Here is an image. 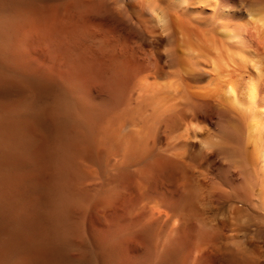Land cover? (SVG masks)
Returning <instances> with one entry per match:
<instances>
[{"label": "bare ground", "instance_id": "1", "mask_svg": "<svg viewBox=\"0 0 264 264\" xmlns=\"http://www.w3.org/2000/svg\"><path fill=\"white\" fill-rule=\"evenodd\" d=\"M251 1L0 0V264L256 263L236 211L218 212L264 199ZM179 34L182 84L158 82L171 54L152 67L146 36L160 49ZM215 110L220 136L200 125ZM215 147L247 167L245 191L221 167L199 176Z\"/></svg>", "mask_w": 264, "mask_h": 264}, {"label": "rangeland", "instance_id": "2", "mask_svg": "<svg viewBox=\"0 0 264 264\" xmlns=\"http://www.w3.org/2000/svg\"><path fill=\"white\" fill-rule=\"evenodd\" d=\"M253 1V0H252ZM251 1V2H252ZM257 0H254V3L256 2ZM259 1V2H258ZM256 3H255V7H258V6H260V5H264V0H258ZM263 3V4H260V3ZM252 4H253V2H252ZM259 4V5H258ZM258 5V6H257ZM252 6H254V4L252 5ZM208 10H210V8H208ZM252 32H251V34H253L254 33V31L255 30H251ZM256 32V31H255ZM247 32H244V34H243V37H244V39L247 41V43L249 44V43H251V42H253V41H251L250 39H248L247 37V35H245ZM248 34L249 35H251L250 34V32H248ZM256 35H254V36H256L257 37V34H258V36H260V34H259V32L258 33H255ZM181 38H180V37ZM246 36V37H245ZM179 37V38H178ZM177 40V41H176ZM182 40V36L179 34L177 37H176V39L174 40V41H170L169 43H167L166 45H164V46H162V48L160 47V49H157V48H155L153 45H152V43H151V40L150 39H148V37L146 36V56H148L149 57V60L150 59H152V61L150 60V63H151V66L153 67L156 63H157V61L159 62L160 61V56L161 55H170L171 54V52L173 51V49L175 48V46H176V44L177 45H180V41ZM244 40V41H245ZM249 40H250V42H249ZM261 41H262V39H260ZM174 42V43H173ZM173 45V46H172ZM175 45V46H174ZM165 48V49H164ZM169 50V51H168ZM168 51V52H167ZM150 52V53H149ZM154 54V55H153ZM182 54H184V53H182V50L180 51L179 50V55H181V56H183L184 57V55H186V54H184V55H182ZM153 55V56H152ZM203 57H205V56H203ZM171 59V60H170ZM153 61H156V62H153ZM164 62H166V63H164ZM164 65V66H163ZM161 66H163L164 67V72L166 73H164V75L162 76V78L161 79H157V81L158 82H161V83H164L163 81H170V79H171V77L170 76H172V79H171V81L172 82H181L180 80L178 81L177 79L175 80V76L176 75H174V74H177V72L179 73V66H178V63H177V61H176V59H175V56H173L172 54L167 58V59H165L164 61H163V63H161ZM166 66V67H165ZM177 67H178V69H177ZM176 69V71L177 72H175L174 71V69ZM172 71H171V70ZM170 70V71H169ZM170 72H175L174 74L173 73H170ZM169 74H171L169 77H170V79H169V77H167ZM173 74V75H172ZM149 75H150V77H149ZM177 75H179V74H177ZM149 77V78H148ZM163 77L165 78V79H167V80H163ZM167 77V78H166ZM177 77H179V76H177ZM146 80L149 82V81H151L152 83H153V81L152 80H154V78H152V76H151V74L150 73H147L146 74ZM156 81V80H155ZM154 81V82H155ZM180 84H182V82L180 83ZM204 84V85H203ZM203 84H201L202 86H207V85H209L208 84V82H203ZM200 85V83H197V84H195V87L196 86H201ZM178 86H180V85H178ZM183 86H184V84H183ZM194 86V85H193ZM195 87H193V89L191 88V90L190 89H188V91L190 92V94L188 95V94H186L187 92H185V96H190V98L188 97V99H208L207 97H204V96H201V97H203V98H199V96H200V94H199V96H198V94L197 93H199V92H193L192 93V91H198V90H200V89H198V88H195ZM209 87V86H208ZM183 88V87H182ZM182 88H180V90L182 89ZM207 88V87H206ZM211 88H212V86H211ZM183 89H185V86H184V88ZM186 90V89H185ZM185 90H181L180 92H181V94H180V92H179V95H180V97H179V99H184L185 98V96L182 98L181 96H183V92L185 91ZM200 92H202V91H200ZM194 96H196V97H194ZM209 99H211L210 97H209ZM189 109V110H188ZM186 110H187V112H188V115H191L190 113H192L193 114V110H192V112H191V109L190 108H186ZM216 112V113H215ZM219 112L218 111H214L213 112V118L210 120V121H208V122H204V123H200V125H202V128H203V130H204V128L206 127H208V126H206V124L207 125H210L209 126V128H207V130L208 131H210V132H212V133H216V135H219L220 133L218 132V131H216V130H218L219 129V127L217 126L218 125V119H219ZM216 116V118H215V116ZM215 118V119H214ZM205 124V125H204ZM199 125V126H200ZM203 125H204V127H203ZM213 127V128H212ZM206 128H205V130H206ZM215 128V129H214ZM210 129H213V130H215L214 132H213V130L211 131ZM204 130V131H205ZM217 133H219V134H217ZM220 136V135H219ZM209 152H211V154L213 153L215 156H214V158L211 160V164L209 163L208 165H210V166H205V168L203 167L202 168V171H200L199 170V176L201 177V178H210V177H212V172L214 171V170H216V169H218L219 167H221V168H224L225 170H226V172H227V174H228V177L230 178V180H231V182L233 183V187H234V189L235 190H238V191H245V189L243 188V186H242V181H244V179H245V177L244 176H246L247 177V179L249 178V170L247 169V167L241 162V160H239V159H236V158H232L230 155H228V154H226V153H224V152H222V151H219V148L218 147H215V148H213V149H211V150H209L208 151V154H210ZM207 153V152H206ZM216 153V154H215ZM217 157V158H216ZM217 160H216V159ZM220 159V160H219ZM217 162H216V161ZM233 160V161H232ZM213 161V162H212ZM221 161V162H220ZM215 165H214V164ZM207 167V168H206ZM244 167V168H243ZM240 168V169H239ZM205 171H206V173H205ZM207 171H209V172H207ZM233 171V172H232ZM242 171H243V173H242ZM203 173H205L204 175H203ZM244 173H246V175H244ZM234 175V176H233ZM238 175V176H237ZM238 184V185H237ZM240 187V188H239ZM264 198V197H263ZM235 200V201H234ZM234 202H237L236 204H234ZM233 204V205H232ZM234 207V208H233ZM249 206H247V205H245V204H243L242 202H241V200H238V199H231V201L228 203V205L227 206H219L218 207V212L219 213H224V212H227L228 210H232L233 209V214H234V212H235V215H233V217H235V222L237 221V223H238V225L241 227V229L243 230V233L245 234V236H246V238L250 241H255L256 242V245H255V249H256V255H258V256H256V263L255 264H264V209H262V208H264V199H263V204H262V207H261V209L259 210V212H258V214H254L252 211H250V210H252V209H250V207L248 208ZM241 208H245V211H244V209H240L241 210V212L242 211H244V213H241V212H238V211H240L239 209ZM220 209V210H219ZM236 209V210H235ZM238 209V210H237ZM225 210V211H224ZM243 216V218H240V217H242ZM241 220H240V219ZM237 219V220H236ZM239 219V220H238ZM238 221H241L240 223H241V225H240V223L238 222ZM258 243V244H257ZM258 245V246H257ZM258 248H261V249H258ZM261 251V252H260ZM260 256V257H259ZM262 259V260H261ZM259 260V261H258ZM261 261V262H260Z\"/></svg>", "mask_w": 264, "mask_h": 264}]
</instances>
